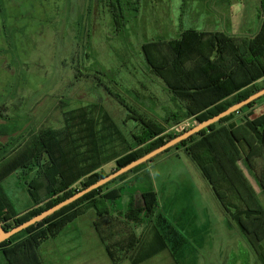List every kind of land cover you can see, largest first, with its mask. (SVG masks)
Listing matches in <instances>:
<instances>
[{"label": "rangeland", "instance_id": "obj_1", "mask_svg": "<svg viewBox=\"0 0 264 264\" xmlns=\"http://www.w3.org/2000/svg\"><path fill=\"white\" fill-rule=\"evenodd\" d=\"M263 17L261 0H0V146L7 145L0 175L21 156L0 178L4 206L16 213L7 222L13 224L30 209L27 184L35 175L34 161L49 159L39 140L44 131L54 129L64 139L54 158L75 188L89 172L115 170L116 158L139 146L144 129L154 127L160 136L198 123L195 117L173 126L164 121L177 103L165 79L146 62L145 43L168 42L187 28L251 38ZM162 48L171 52L164 44ZM246 111L248 119L263 114L264 100ZM232 122L247 130L240 115L224 124ZM183 149L173 147L106 188L123 193L118 200L122 205L110 210L127 222L125 233L109 239L115 241L110 251L93 229L96 212L88 209L57 236L42 241L43 263L263 264L241 224ZM238 163L264 201L254 180L259 172L249 169L244 158ZM149 183L158 197L152 212L141 193ZM124 222L115 225L123 227ZM128 222L137 234L140 225H150L139 239L136 233L132 238ZM166 222L175 245H181L175 251L163 237L151 241L154 231H165ZM138 245L142 248L136 251ZM0 264H8L1 250Z\"/></svg>", "mask_w": 264, "mask_h": 264}, {"label": "trees", "instance_id": "obj_2", "mask_svg": "<svg viewBox=\"0 0 264 264\" xmlns=\"http://www.w3.org/2000/svg\"><path fill=\"white\" fill-rule=\"evenodd\" d=\"M261 4L264 8V0H261ZM163 42L161 39L148 41L142 49L150 69L152 68L156 74L165 79L167 88L177 103L176 109H171L166 116L164 115V121L169 126L192 117L198 122L206 120L264 86V17L260 30L251 38H234L223 31H197L194 28H187L177 37ZM163 44L169 47L171 52L167 48H162ZM186 58L189 60L187 61ZM259 79H262V82L256 84ZM263 100L264 95L173 147H183V150L195 161L219 202L232 213L231 217L241 224L246 238L264 264V247L259 248L262 240L260 237L264 238V201L238 163L244 158V163L249 169L251 168L252 171L256 169L259 172V175L255 173L254 180L264 192V113L254 119H248L249 113L246 111L255 109ZM237 115L246 119L244 127H247V130H240L238 125H233L234 122L224 124ZM159 123L161 124L160 121ZM142 133L143 141L137 143L139 146L129 149L116 158V169L181 132L156 136L155 128L149 127ZM49 138L51 143L48 142ZM39 140L42 152L46 151L49 159L41 162L37 157L40 153L35 156L37 157V161L33 164L36 169L35 175L27 184L33 205L23 214L18 215L13 224H9L7 221L16 213L6 209L3 202L6 200L0 194V221L5 229L22 223L107 174L103 171L89 172L85 179L79 181V186L70 188L71 183L64 175L63 165L54 158L56 150L61 147L64 139H58L57 132L48 129L41 133ZM142 143L145 144L140 145ZM6 147L7 145L0 146V162L7 158ZM202 148L204 152H200ZM160 155L150 161H154ZM22 157L25 158L23 155ZM20 158L13 159V164L7 165L6 171L1 173L0 178L9 172L10 168L19 164ZM149 162L142 163L91 190L43 220L2 241L0 250L8 264H44L39 253L42 241L57 236L66 225L88 209H94L96 212L98 218L95 220V228L102 242L109 249V245L113 242L109 239L112 235L125 233L126 223L113 215L109 206L110 199L120 196L119 189L114 187L106 190V188L116 180L124 179L127 175L147 166ZM22 164L23 162L20 166L24 167L25 165ZM141 189L144 204L147 210L152 212L158 207L157 192L151 183L145 184ZM241 215L245 217L241 219ZM117 221L124 222L123 227H120L119 223L115 225ZM168 224H163L165 232L160 235L165 242L173 243L172 248L175 251L181 245H175L174 232ZM130 233L132 238H136L134 229H131Z\"/></svg>", "mask_w": 264, "mask_h": 264}, {"label": "water", "instance_id": "obj_3", "mask_svg": "<svg viewBox=\"0 0 264 264\" xmlns=\"http://www.w3.org/2000/svg\"><path fill=\"white\" fill-rule=\"evenodd\" d=\"M264 95V86L260 88L259 90L255 91L251 95H249L247 98L232 104L229 106L227 109L221 111L220 113L206 119L203 121L198 122L196 125L185 129L183 132L178 134L177 136L167 140L165 143L161 144L158 147H155L154 149L148 151L147 153L143 154L142 156L130 161L126 165L119 166L117 169L111 171L110 173L106 174L104 177L98 179L94 183L86 186L85 188L78 190L76 193L73 195L59 201L58 203L54 204L53 206L41 211L40 213L32 216L31 218L23 221L22 223L10 228V229H5L3 226L2 222L0 221V243L6 239H9L11 236L14 234L22 231L23 229L29 227L30 225H33L47 216L53 214L57 210L61 209L62 207L74 202L84 194L90 192L91 190L98 188L105 183L109 182L112 179L117 178L119 175L128 172L129 170L133 169L134 167L142 164L149 162L152 160L154 157H156L159 154H162L164 151L168 150L169 148L177 145L181 141L189 138L190 136L198 133L200 130L208 127L209 125L219 121L221 118L231 114L234 111H237L241 107L245 106L246 104L260 98L261 96Z\"/></svg>", "mask_w": 264, "mask_h": 264}, {"label": "crops", "instance_id": "obj_4", "mask_svg": "<svg viewBox=\"0 0 264 264\" xmlns=\"http://www.w3.org/2000/svg\"><path fill=\"white\" fill-rule=\"evenodd\" d=\"M249 29H251L250 27H249ZM262 81V79H259V80H257L256 81V84H258V83H260ZM142 172H146L145 170H143V171H141V172H139V173H137L138 174V176L142 173ZM136 175H135V179H136ZM131 178H133V177H131ZM130 181V180H129ZM128 182V181H127ZM126 182V183H127ZM118 186V185H117ZM116 186V187H117ZM140 189H138V191H139ZM122 194L123 193H120V196L119 197H116V198H113V199H110L109 200V206H110V209H112L111 207H114V206H118V205H122V203H119L118 202V200L119 199H121L122 198ZM114 200H115V202H114ZM31 204L33 205V203H32V201H30V203L28 204V206H31ZM111 212H112V210H111ZM113 214H115L116 215V212H112ZM98 217V216H97ZM95 220L96 219H94V220H92V226H93V229H94V231H96V233H97V230H96V228H95ZM125 223H127V222H125ZM129 224H131L132 223V226H133V229H134V231H135V233L137 234V232H136V227L133 225V222H128ZM166 223H168V222H166ZM148 225H150V223L149 222H145L144 224H142V225H140L141 227H142V231L141 232H139L138 234H137V237L140 239L141 237H142V235H143V233H144V228L146 227V226H148ZM165 231H162V232H153V237H152V240L151 241H153V240H155L156 239V241H158V239H160V237H161V233H164ZM116 233V232H115ZM98 234V233H97ZM99 236V235H98ZM140 248H142V246L140 247L139 245L137 246V250L136 251H138V250H140ZM77 264H89V262L87 263V262H85V260H80Z\"/></svg>", "mask_w": 264, "mask_h": 264}, {"label": "clouds", "instance_id": "obj_5", "mask_svg": "<svg viewBox=\"0 0 264 264\" xmlns=\"http://www.w3.org/2000/svg\"><path fill=\"white\" fill-rule=\"evenodd\" d=\"M150 174H153V175H154L155 173H151V172H150Z\"/></svg>", "mask_w": 264, "mask_h": 264}]
</instances>
